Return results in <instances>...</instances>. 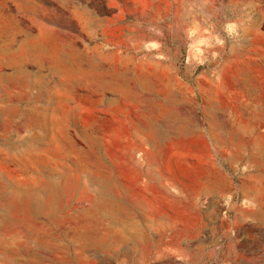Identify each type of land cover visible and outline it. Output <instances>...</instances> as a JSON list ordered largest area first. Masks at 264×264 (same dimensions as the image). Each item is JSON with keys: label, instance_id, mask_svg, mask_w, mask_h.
<instances>
[{"label": "rangeland", "instance_id": "1", "mask_svg": "<svg viewBox=\"0 0 264 264\" xmlns=\"http://www.w3.org/2000/svg\"><path fill=\"white\" fill-rule=\"evenodd\" d=\"M0 264H264V0H0Z\"/></svg>", "mask_w": 264, "mask_h": 264}]
</instances>
